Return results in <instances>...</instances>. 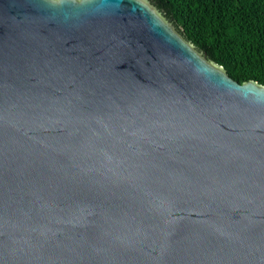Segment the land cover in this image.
<instances>
[{"label": "water", "instance_id": "1", "mask_svg": "<svg viewBox=\"0 0 264 264\" xmlns=\"http://www.w3.org/2000/svg\"><path fill=\"white\" fill-rule=\"evenodd\" d=\"M0 264H264V87L147 0H0Z\"/></svg>", "mask_w": 264, "mask_h": 264}, {"label": "trees", "instance_id": "2", "mask_svg": "<svg viewBox=\"0 0 264 264\" xmlns=\"http://www.w3.org/2000/svg\"><path fill=\"white\" fill-rule=\"evenodd\" d=\"M147 1L229 78L264 87V0Z\"/></svg>", "mask_w": 264, "mask_h": 264}]
</instances>
